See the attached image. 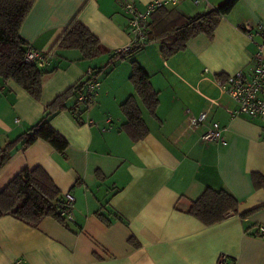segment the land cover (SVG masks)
<instances>
[{"label": "crops", "instance_id": "0c3cea01", "mask_svg": "<svg viewBox=\"0 0 264 264\" xmlns=\"http://www.w3.org/2000/svg\"><path fill=\"white\" fill-rule=\"evenodd\" d=\"M153 1L35 0L19 36L33 51L49 55L42 67V95L35 101L14 82L0 81V148L38 121L58 95L130 46L123 3L142 10ZM224 1L179 0L170 8L192 17ZM74 19L99 40L97 58L82 60L76 50L50 53ZM262 30L264 0H239L220 19L212 39L200 34L168 60L161 58L157 43L149 44L99 72L85 111L74 96L66 111L49 120L67 141L65 152L38 140L25 151L18 146L0 171L2 190L20 170L41 167L62 194L74 198L73 221L67 228L45 218L33 229L0 218V264L17 259L26 264H217L220 256L226 264H264V237L255 236L264 226V209L244 220L229 215L208 227L176 209L177 204L186 209L206 188L232 194L239 213L264 205V191L252 184L253 173L264 177V118L231 116L236 105L215 83L225 75L251 73L256 45L264 43ZM131 60L149 75L159 100L153 118L137 99L149 130L137 143L120 130L125 119L119 107L134 96ZM203 111L208 122L188 129V117ZM210 122L222 129L224 145L201 140ZM130 237L138 247L128 244Z\"/></svg>", "mask_w": 264, "mask_h": 264}, {"label": "trees", "instance_id": "16d2710c", "mask_svg": "<svg viewBox=\"0 0 264 264\" xmlns=\"http://www.w3.org/2000/svg\"><path fill=\"white\" fill-rule=\"evenodd\" d=\"M238 1L225 0L217 8L192 17H184L173 8H159L149 18L147 23L149 33L142 45L134 44L124 53H114L105 67L117 60L130 58L149 44L157 43L161 58L168 60L184 51L187 42L200 34L212 39L220 19L229 14ZM34 2L35 0H0V81L14 82L33 100L39 101L45 73L35 63L25 62V55L30 47L19 36L20 26ZM262 40H264V34H262ZM68 50L78 51L82 60L86 61L97 58L102 51L99 40L77 19H74L63 30L50 53ZM46 56L49 55L46 54ZM130 66L129 82L134 89V96L128 97L119 107L120 113L125 119L120 130L131 142L137 143L144 140L149 134L137 105V99L153 118H156L155 112L159 100L158 91L152 87L146 71L135 60L130 61ZM103 69L95 73L92 72L93 79L96 80L99 72ZM91 80L92 77H88L86 81L75 84L58 95L46 106L38 121L15 139L7 141L0 148V171L18 146L22 151H25L38 140L47 143L52 149L63 154L68 143L49 125V120L58 113L66 111V102L74 96L78 97L83 94L86 85ZM91 103L92 100H89L81 105L84 111ZM252 184L255 190L264 191V177L260 174H252ZM64 209L65 194H62L41 167L20 170L0 190V218L11 217L33 229L37 228L45 218H52L68 228L65 218L61 216ZM176 209L208 227L224 221L229 215H237L244 220L256 211L264 209V205L239 213L238 202L232 194L224 189L206 188L199 198L191 202L186 209H181L178 204ZM95 216L106 226H110L111 223L104 219L99 212ZM259 227L256 229L255 236L264 237V234H257ZM128 244L132 247L139 246L133 237L128 239Z\"/></svg>", "mask_w": 264, "mask_h": 264}, {"label": "built area", "instance_id": "2783aa9c", "mask_svg": "<svg viewBox=\"0 0 264 264\" xmlns=\"http://www.w3.org/2000/svg\"><path fill=\"white\" fill-rule=\"evenodd\" d=\"M194 5H198L201 0H192ZM179 0H157L146 4L142 10L132 2L122 4V9L126 17V28L130 36V46L141 44L146 40L149 33L147 23L152 13L159 8H170L177 5ZM247 29V28H246ZM249 30V29H248ZM261 36L264 30L260 32ZM129 46V47H130ZM127 49L118 50L115 53L126 52ZM264 43L256 45V52L253 55V67L249 75L243 72H237L232 75H225L221 80H217L216 86L221 93L225 94L235 105L234 110H230L231 116H245L251 119L264 118ZM47 61V56L33 51L31 48L25 55V62L28 64L35 63L38 67H43ZM87 77H92V80L86 85L85 92L76 98V105H84L86 101H91L95 95L97 82L93 79L92 72L87 73ZM208 122V113L200 112L197 116H189L187 119V128L196 130ZM201 140L206 143L225 144V138L220 126L215 122H210L207 129L201 134ZM74 198L65 195V209L62 212L66 222L73 221L72 210ZM258 235L264 234V226H260ZM226 257L220 256L217 264H225ZM11 264H26L24 260L17 259Z\"/></svg>", "mask_w": 264, "mask_h": 264}, {"label": "rangeland", "instance_id": "374dc122", "mask_svg": "<svg viewBox=\"0 0 264 264\" xmlns=\"http://www.w3.org/2000/svg\"><path fill=\"white\" fill-rule=\"evenodd\" d=\"M144 111H147V110H144ZM149 114V113H148Z\"/></svg>", "mask_w": 264, "mask_h": 264}]
</instances>
